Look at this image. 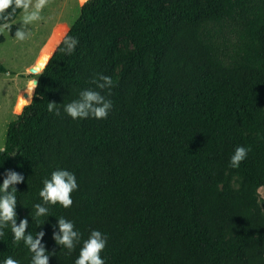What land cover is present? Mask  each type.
I'll return each mask as SVG.
<instances>
[{
  "label": "trees",
  "instance_id": "obj_1",
  "mask_svg": "<svg viewBox=\"0 0 264 264\" xmlns=\"http://www.w3.org/2000/svg\"><path fill=\"white\" fill-rule=\"evenodd\" d=\"M65 34L78 39L71 55ZM65 34L0 153V184L7 170L24 177L16 223L44 233L49 264H74L93 230L105 264H264V0H87ZM87 89L112 101L107 118L64 113ZM237 146L250 151L232 168ZM58 169L76 177L73 203L36 218ZM61 217L81 234L70 254L52 238ZM3 231L0 264H31Z\"/></svg>",
  "mask_w": 264,
  "mask_h": 264
},
{
  "label": "clouds",
  "instance_id": "obj_2",
  "mask_svg": "<svg viewBox=\"0 0 264 264\" xmlns=\"http://www.w3.org/2000/svg\"><path fill=\"white\" fill-rule=\"evenodd\" d=\"M50 0H0V34L9 32L12 29V25L7 23L10 16L17 10L21 11V16L17 21L19 25L14 37L17 41H25L29 38L30 31L29 26L35 22H39L43 19L42 12L49 5ZM87 0H80L81 5L86 3ZM11 9L12 13H8ZM6 13H8L6 15ZM64 48L61 49L65 54L71 55L78 44V39L65 34L61 41ZM50 60V55H45L39 60L38 72H41ZM91 83L96 85L97 89L101 91L104 89L109 90L114 86L113 80L109 76L98 75L93 78ZM38 87V81L36 79L30 80L27 83V89L29 97L34 95V90ZM101 91L93 89L82 90L79 93V98L71 101L63 106V111L73 120L85 119L93 117L95 119L107 118L111 108L112 101L106 99ZM31 101L20 99V106H27ZM55 110L57 116L60 115V110L57 108V104L54 102L48 103V111ZM21 111V107L17 108V112ZM6 141V138H5ZM7 151L6 142H0V153ZM250 149L244 146H237L230 157L229 166L232 168H238L240 164L247 158ZM24 177L12 170H7L4 173V179L0 184V237L5 235L3 229L11 225V232L15 242L23 241L24 245L32 253L31 264H49V254L46 253L44 245L41 243V239L44 233L38 232L35 236L31 233L26 234L28 228V220L21 219L19 224L16 223V204L17 199L15 196L16 189L13 187L16 184L21 183ZM43 187L39 191V197L43 203H37L34 205L35 217L47 216L49 209L45 205L60 204L64 208H68L72 205L73 201L71 194L77 190L78 184L75 175L67 170H55L51 173L50 178L43 180ZM11 189L12 191H9ZM39 223V221H38ZM59 231L53 233V240L59 246H63L68 250L70 254L75 248L76 244L81 241V234L74 230V225L71 221L61 217L57 219V225ZM107 243V237L98 230H93L89 237L83 241L82 247L79 251L78 258L74 261V264H105V261L101 258L100 253L104 250ZM3 264H19V262L11 257L6 258Z\"/></svg>",
  "mask_w": 264,
  "mask_h": 264
},
{
  "label": "rangeland",
  "instance_id": "obj_3",
  "mask_svg": "<svg viewBox=\"0 0 264 264\" xmlns=\"http://www.w3.org/2000/svg\"><path fill=\"white\" fill-rule=\"evenodd\" d=\"M80 6L78 0H50L42 12L43 19L29 26L30 35L25 41H17L14 37L21 11L7 21L12 25L10 33L0 34V142L5 140L8 123L21 112H17L18 107L22 108L19 105L20 99H32L26 91L27 83L37 79L40 72H32L31 68L38 70L39 60L52 54L78 17ZM8 13H12V10L9 9ZM233 185L237 186L238 181H234ZM257 193L264 207V186Z\"/></svg>",
  "mask_w": 264,
  "mask_h": 264
},
{
  "label": "water",
  "instance_id": "obj_4",
  "mask_svg": "<svg viewBox=\"0 0 264 264\" xmlns=\"http://www.w3.org/2000/svg\"><path fill=\"white\" fill-rule=\"evenodd\" d=\"M31 71H32V72H37L38 70H37L36 68L32 67V68H31ZM36 80H37V79H36Z\"/></svg>",
  "mask_w": 264,
  "mask_h": 264
}]
</instances>
